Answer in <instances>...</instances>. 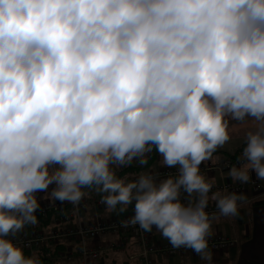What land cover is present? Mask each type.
<instances>
[{
    "label": "clouds",
    "instance_id": "1",
    "mask_svg": "<svg viewBox=\"0 0 264 264\" xmlns=\"http://www.w3.org/2000/svg\"><path fill=\"white\" fill-rule=\"evenodd\" d=\"M231 121L250 127L227 178L264 182V0H0V264H45L19 241L36 193L85 189L212 264L214 223L246 200L201 169Z\"/></svg>",
    "mask_w": 264,
    "mask_h": 264
},
{
    "label": "built area",
    "instance_id": "2",
    "mask_svg": "<svg viewBox=\"0 0 264 264\" xmlns=\"http://www.w3.org/2000/svg\"><path fill=\"white\" fill-rule=\"evenodd\" d=\"M231 164L232 166L238 165V162H231ZM223 166L229 167L228 164L225 165L223 163L221 166L209 165L203 166L201 169L218 170L223 169ZM158 171L166 174L170 171H175V169L162 168ZM247 185H254L252 188L254 191L260 190V185L255 178L247 184L237 182L224 184L223 188L226 187L228 190L240 189L245 188ZM86 191L90 194H86L78 204L66 201H49L52 203L44 208L39 207L37 209L38 221H45L48 224L45 229L42 227V230L45 231L42 234H35V231L39 229L30 231L28 228L22 232L24 234H19V241L23 242L26 253L36 251L40 255L45 249L53 247V239H57L60 236H64V244L67 245V252H64V255H61V257L64 256L69 261L73 260L75 252H78L80 258L85 262L99 261L105 258L108 252L125 249L128 244L140 246L141 250L138 255L140 257V264H157V254L171 256L180 252L195 253L191 249L186 248L174 249L171 244L153 245L152 231L156 229L155 227H153L151 232H145L138 225H125L124 221L133 215V210L128 213V216L116 217V220L108 226H101L100 224L90 226L86 224L84 222V211L106 209V206L101 202L100 194L96 196L93 190L87 189ZM212 209H214V204L209 206V210ZM108 232H111V234H107ZM108 236L115 237L116 239H108ZM238 243L239 239L234 236L217 234L211 237L210 248L212 251H225L235 248Z\"/></svg>",
    "mask_w": 264,
    "mask_h": 264
},
{
    "label": "crops",
    "instance_id": "3",
    "mask_svg": "<svg viewBox=\"0 0 264 264\" xmlns=\"http://www.w3.org/2000/svg\"><path fill=\"white\" fill-rule=\"evenodd\" d=\"M240 124L241 122L238 121ZM237 123V124H238ZM250 125L244 124L241 126H234L236 131L233 132V135L237 134L236 137H240L239 140H244L240 133L245 134ZM238 127V128H237ZM237 132V133H236ZM244 146V145H243ZM242 146V147H243ZM239 147L238 149L242 148ZM237 149V150H238ZM231 153L228 151L223 152L220 149L213 155L212 160L204 161L201 165H222L225 158ZM226 156V157H225ZM161 157L158 156L156 161L149 162L147 167H151L155 170H160ZM155 162V163H154ZM139 169H136V172H131L129 176H134L139 171L143 169L138 166ZM206 171V170H202ZM207 172V171H206ZM129 173V172H127ZM126 174V173H125ZM209 176H214L217 178V181H221L220 172H207ZM227 174V172H226ZM225 174V175H226ZM255 176V173H252ZM264 187V182L260 181ZM246 200L242 201L240 204V211L238 215L235 216H225L221 217L216 223H214V235L224 234L227 236H234L239 239V243L235 248H231L225 251H212L213 258L212 264H264V195L256 197L252 191L244 192ZM211 203V202H210ZM212 204H214L212 202ZM94 211V210H91ZM132 208L129 207V210L124 214H117L115 212L109 213L108 211L103 213L104 217L109 216H119L123 217L124 215L130 213ZM95 212V211H94ZM91 215L94 216L93 212ZM98 216L95 215L93 219ZM38 223H44L39 222ZM42 225V224H41ZM46 224H43L45 226ZM34 225H29L32 228ZM152 236V244H170L167 239H165L157 229H154ZM158 234V238L156 237ZM108 239L115 240V237L108 236ZM96 242V241H94ZM141 248L136 244H128L125 249L113 250L107 253L104 259L99 261H83L78 252H75L74 259L72 261H67L64 257V260H57L54 263L49 264H140L139 252ZM64 252H67V245L64 244ZM133 260L134 262L130 261ZM157 264H205L200 258L199 255L191 253H178L170 258L165 257L163 254L156 255Z\"/></svg>",
    "mask_w": 264,
    "mask_h": 264
},
{
    "label": "rangeland",
    "instance_id": "4",
    "mask_svg": "<svg viewBox=\"0 0 264 264\" xmlns=\"http://www.w3.org/2000/svg\"><path fill=\"white\" fill-rule=\"evenodd\" d=\"M237 123H238V121H231L230 125H234V126H239L240 125L241 128H242V125L248 124V122H241L240 124L239 123L237 124ZM246 127H250V125H248ZM240 134H241L242 137H244L246 133L245 134L240 133ZM236 135L237 134L231 136V139L223 147L218 148V149L222 150L223 152L228 151L229 153H231L227 157L225 156L226 158H225V160L223 162L225 165L228 164L229 167L223 166V169L206 170L207 172H213V171L216 172V171H218V172L221 173V174H219L221 176V181H218V183H217V187H219L221 189H223V185L224 184L232 183V180L227 178V175H225L226 172H228L229 168L232 166L231 162H233V163L238 162V164H239L238 157L240 156V154H237V156H233V155L236 154V152H238L241 149V148L238 149L239 147H242L244 145V140H239L240 137H236ZM242 139H244V138H242ZM241 152H242V150H241ZM154 161H156V159ZM133 166L138 168V165H136L135 163L133 164ZM219 166H221V165L219 164ZM125 168L118 169L119 174ZM253 178L256 179V177H253V175H252V179L251 180H253ZM256 181L260 185V190L259 191H254L252 189L254 187V185H247L245 188H240V189H229V191H235V192H238V193H244V192L252 191L255 194L256 197H260V196L264 195V187H263V185L261 184V182L259 180L256 179ZM237 183H239V182H237ZM52 187H54V185H50L49 186V189H48L49 192L51 191ZM85 190H87V189H85ZM93 192L97 196L98 193L95 190H93ZM86 194H90V193H88L86 191ZM36 195H37V197H38V199L40 201V205H41L40 207H43V208L52 203V202H49V201H53V202L58 201V200H53V199H50V198H45L46 194L44 192H37ZM210 205H212V202L209 204V206ZM94 211H91V210L88 211L87 210V211L83 212V215H84V218H85L84 222L86 224L90 225V226H97L98 224H100L101 226H108V225L112 224L116 220V217H119V216L104 217L103 213L106 212L105 208L101 209L100 211H97V210H94ZM91 212H93L94 216L95 215H98V216H96L93 219L94 216L91 215ZM128 215L129 214H126V215H124V217L128 216ZM41 222H44V223H40V224L37 223L32 228H30L29 225L25 226V228L21 231V233L24 230H26V228H28L30 231H34L35 229H39V230L35 231L36 232L35 234H42L43 232H45V231L42 230V227H44V229H45L47 224H48V222H45V221H41ZM43 224H46V225L43 226ZM22 234H24V233H22ZM107 234H111V232H108ZM156 237L158 238V234H157ZM52 244H54V246L51 247L48 252L43 251L42 253H40V256L44 260L45 264L54 263L55 261H57V260L59 261L61 259L64 260V256L61 257V255H64V236H60L57 239H53ZM56 244H61L62 248L56 249L55 248ZM153 245L158 246V245H161V244L158 243V244H153ZM33 252H36V251H33ZM180 253H183V252H180ZM187 253H191V252H187ZM27 254H30V253H27ZM75 254L76 253L73 254V259H74ZM191 254H195V253H191ZM171 256H173V255H171ZM171 256H165V257L170 258ZM67 261H69V260H67ZM130 261L134 262L131 259H130Z\"/></svg>",
    "mask_w": 264,
    "mask_h": 264
},
{
    "label": "trees",
    "instance_id": "5",
    "mask_svg": "<svg viewBox=\"0 0 264 264\" xmlns=\"http://www.w3.org/2000/svg\"><path fill=\"white\" fill-rule=\"evenodd\" d=\"M244 147V146H243ZM243 147L238 151V152H236V154H234L233 156H237V154H240L241 153V150H243ZM158 154H155V153H153L152 155H151V157H150V159H149V162H153L155 159H157L158 158ZM136 169H139V168H137V167H135V166H133V165H130V166H128V167H126L120 174L121 175H124L125 173L126 174H132L131 172H136L137 170ZM127 172H129V173H127ZM261 202H264V201H261ZM51 247H49L48 249H45L44 251L45 252H48L49 251V249H50ZM55 248L56 249H58V248H62V246H61V244H57L56 246H55ZM231 249V248H230Z\"/></svg>",
    "mask_w": 264,
    "mask_h": 264
}]
</instances>
